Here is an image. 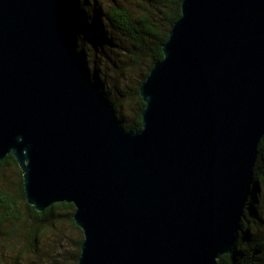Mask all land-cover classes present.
<instances>
[{
	"label": "water",
	"instance_id": "1",
	"mask_svg": "<svg viewBox=\"0 0 264 264\" xmlns=\"http://www.w3.org/2000/svg\"><path fill=\"white\" fill-rule=\"evenodd\" d=\"M126 130L63 0H0V162L28 205L73 204L78 264H218L264 137V0H183Z\"/></svg>",
	"mask_w": 264,
	"mask_h": 264
},
{
	"label": "trees",
	"instance_id": "2",
	"mask_svg": "<svg viewBox=\"0 0 264 264\" xmlns=\"http://www.w3.org/2000/svg\"><path fill=\"white\" fill-rule=\"evenodd\" d=\"M182 1L110 0L103 8L100 3L95 5L96 0H63L77 52L126 130L139 131L142 127L145 104L139 87L151 67L163 58L162 45L180 17ZM131 3L139 7L137 14L126 6ZM89 48L94 51L93 58H98L92 59L93 67ZM108 71L115 79L110 78ZM129 72L134 77L137 74L136 81L121 91ZM107 79L112 80V88L108 87ZM117 94L120 102L114 97ZM129 101L132 107H129L130 117L126 118L124 105ZM8 171L14 173V182L7 179ZM263 197L264 137L258 147L251 197L232 252L222 256L218 264H264ZM74 212V205L67 203L53 204L43 212L28 205L18 164L12 155L6 156L0 162V264H78L83 234L74 223ZM63 228L70 229L74 236L65 237Z\"/></svg>",
	"mask_w": 264,
	"mask_h": 264
},
{
	"label": "rangeland",
	"instance_id": "3",
	"mask_svg": "<svg viewBox=\"0 0 264 264\" xmlns=\"http://www.w3.org/2000/svg\"><path fill=\"white\" fill-rule=\"evenodd\" d=\"M97 2L95 3V5L96 4H101V6L103 7V8H106L110 3H109V1L110 0H96ZM126 6H128V7H130V9L132 10V11H134L135 12V14H137L138 13V11H139V7L137 6V4L136 3H131V4H126ZM123 44H124V42H123ZM118 51V50H117ZM88 57H89V61H90V66L91 67H93V65H94V63H93V61H92V59L93 60H98V58H93L94 57V51L91 49V48H89V55H88ZM119 57V56H118ZM101 61V60H100ZM108 67H109V69L111 68V66L108 64ZM108 74H110L111 75V79H115V77L110 73V71H108ZM129 79H128V81H127V84L126 85H122L121 86V91H126V87H127V85L129 86V87H132L133 85H134V83H135V81H136V77H137V74L135 75V77H134V75L132 74L131 75V73L129 72ZM131 77H133V78H131ZM111 79H107V81H108V87H110V88H112V86H113V84L111 83ZM124 86V87H123ZM120 92H118V94H119ZM116 95V96H114V97H117L116 99H117V101L118 102H120V98H118V96L119 95ZM112 95H114V94H112ZM119 99V100H118ZM122 104H123V101L121 102ZM129 107H132V102L131 101H129L128 102V104H125L124 105V115H125V117L127 118V117H130V112H129ZM7 179H9V180H11L12 182H14L15 180H16V177L14 176V173L13 172H7ZM263 199H264V197H263ZM263 215H264V201H263ZM64 229V236L66 237H72V231L70 232V229H68V228H63ZM74 236V235H73ZM69 248V247H68ZM4 251V250H3ZM68 251H70V249L68 250Z\"/></svg>",
	"mask_w": 264,
	"mask_h": 264
}]
</instances>
